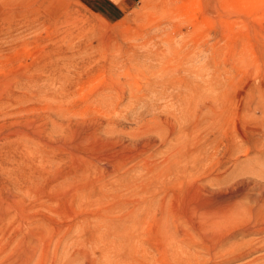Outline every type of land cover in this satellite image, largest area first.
<instances>
[{
  "label": "rangeland",
  "instance_id": "1",
  "mask_svg": "<svg viewBox=\"0 0 264 264\" xmlns=\"http://www.w3.org/2000/svg\"><path fill=\"white\" fill-rule=\"evenodd\" d=\"M262 133L264 0H0V264H173Z\"/></svg>",
  "mask_w": 264,
  "mask_h": 264
},
{
  "label": "bare ground",
  "instance_id": "2",
  "mask_svg": "<svg viewBox=\"0 0 264 264\" xmlns=\"http://www.w3.org/2000/svg\"><path fill=\"white\" fill-rule=\"evenodd\" d=\"M236 170L209 175L176 212L173 264H264V176Z\"/></svg>",
  "mask_w": 264,
  "mask_h": 264
}]
</instances>
